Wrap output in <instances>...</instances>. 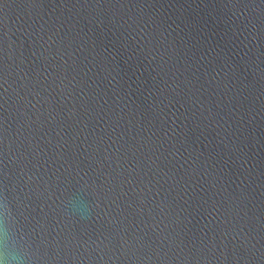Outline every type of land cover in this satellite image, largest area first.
Masks as SVG:
<instances>
[{"label":"water","instance_id":"1","mask_svg":"<svg viewBox=\"0 0 264 264\" xmlns=\"http://www.w3.org/2000/svg\"><path fill=\"white\" fill-rule=\"evenodd\" d=\"M0 201L29 264H264V0H0Z\"/></svg>","mask_w":264,"mask_h":264},{"label":"clouds","instance_id":"2","mask_svg":"<svg viewBox=\"0 0 264 264\" xmlns=\"http://www.w3.org/2000/svg\"><path fill=\"white\" fill-rule=\"evenodd\" d=\"M0 243L6 246V252L0 257V264H29V253L19 246L13 228L14 217L8 206L0 201Z\"/></svg>","mask_w":264,"mask_h":264}]
</instances>
